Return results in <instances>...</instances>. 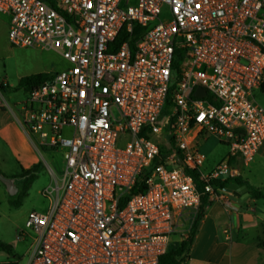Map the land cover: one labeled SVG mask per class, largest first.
<instances>
[{
    "label": "built area",
    "instance_id": "built-area-1",
    "mask_svg": "<svg viewBox=\"0 0 264 264\" xmlns=\"http://www.w3.org/2000/svg\"><path fill=\"white\" fill-rule=\"evenodd\" d=\"M0 14L10 45L67 64L22 104L23 133L63 159L18 233L34 235L27 264H157L177 219L235 177L228 161L205 173L195 140L244 164L264 140V0H0Z\"/></svg>",
    "mask_w": 264,
    "mask_h": 264
},
{
    "label": "rangeland",
    "instance_id": "rangeland-1",
    "mask_svg": "<svg viewBox=\"0 0 264 264\" xmlns=\"http://www.w3.org/2000/svg\"><path fill=\"white\" fill-rule=\"evenodd\" d=\"M7 24L8 17L0 14V85H8L11 88L16 87L21 77L40 72H48L54 67L57 71L66 67L61 56L53 50L38 47H14L10 45L7 39ZM0 94L8 102L17 101L18 105L15 107L17 111H19V107L27 97V94L22 89L10 92L8 88H4L3 91L0 89ZM253 97L256 103L264 108V93L255 90ZM200 141L198 151L205 156L203 170L205 173H208L228 153V148L211 136L205 141ZM41 156L38 155L39 164L32 171L35 179L31 183L26 196L22 198L19 206H14L12 202L18 199V191L22 188L23 181L19 187L16 185L18 190L12 195L8 194L5 189H3L5 192L2 190L4 185L0 182V241L11 246L13 253L18 255V257L13 256L10 250L6 252L0 247V264H15L14 259H19V264H25L28 261L34 235L31 232H25L27 235L21 240L22 242L18 243V245L15 243L19 242L16 241L19 231L21 229L24 230L25 219L23 216L30 211L38 213H44L46 211L48 201L42 196V190L53 180L49 174V169L56 176H59L63 166L62 154L60 152L55 153V155H50L46 151H41ZM244 170V173H246L250 181L264 191V159H260L258 163L255 161L250 163ZM0 173L7 179L12 178L13 180L11 181L13 183H15L14 179H19L18 176L21 173L20 166L15 158L13 159L12 157L11 150L5 145H0ZM30 176L32 175H28L26 179H30ZM194 217L195 214H190L187 219L179 223L176 235L171 237L173 242L171 244L172 249H176L179 243L186 238ZM263 229L264 224H262L259 230L258 237L262 236Z\"/></svg>",
    "mask_w": 264,
    "mask_h": 264
},
{
    "label": "crops",
    "instance_id": "crops-1",
    "mask_svg": "<svg viewBox=\"0 0 264 264\" xmlns=\"http://www.w3.org/2000/svg\"><path fill=\"white\" fill-rule=\"evenodd\" d=\"M53 70H56V68L51 69V71ZM6 86L9 87L8 85H4L3 87L5 88ZM257 90L261 91L260 88ZM9 99L12 100L11 97ZM9 102L0 94V145H5L11 150L12 157L13 159L15 158L21 170H28L39 164L38 155L41 156L42 150L38 149L35 143L30 141L21 129L20 122L23 117L22 105L19 107V111H17L15 107L18 105V102ZM207 138L209 137H198L195 140L197 148L199 142H201L200 140L205 141ZM47 153L55 155L52 152ZM227 155L228 153L215 166L228 161V166L235 171L234 178L245 182L244 185H236L247 188L248 194L234 195L217 188L215 195L208 197L210 203L197 225L192 244L189 247L185 260L181 264H264L263 249L256 247L259 230L262 224H264V200L251 198L249 188H256L262 193L264 191L258 185H254L249 177L246 176V173H244V169L250 163L254 161L258 163L260 159H264V140L253 159L247 164H244L238 156L230 157L227 160ZM53 175L56 176L55 174ZM10 180L13 179L10 178ZM22 181L23 178L14 179L16 184H13L17 188L16 185L19 187ZM3 189H5L4 186ZM26 215L23 216L24 219ZM185 219H187L185 214H182L177 219V231L179 223ZM25 237L20 239L16 237V241H19L15 242L16 245L21 243V240ZM0 243L2 242L0 241ZM7 246L13 256L18 257L16 253H13L12 247ZM9 250L6 252H9ZM18 260L14 259L15 264H19Z\"/></svg>",
    "mask_w": 264,
    "mask_h": 264
},
{
    "label": "trees",
    "instance_id": "trees-1",
    "mask_svg": "<svg viewBox=\"0 0 264 264\" xmlns=\"http://www.w3.org/2000/svg\"><path fill=\"white\" fill-rule=\"evenodd\" d=\"M48 77V73L47 72H43V73H36V74H31L28 76H24L21 77L18 81V84L16 87H5L8 88L11 92L16 91L18 89H22L26 94L32 90L33 88H35L36 86H38L40 83H42L44 80H46ZM0 89L3 91L4 87L2 85H0ZM260 89L262 91V93H264V83L261 84ZM206 101H208L209 103H211L212 105H216V101L212 98V96L210 94H208L206 96ZM169 102L166 103V106L164 108V112H166L169 108ZM36 168V166H33L31 169L28 170H21V173L19 174V178H23V184H22V188L18 191V199L15 200L14 202H12V204L14 206H19L21 204V200L22 198H24L30 188L31 183L33 182V180L35 179V175L32 174V171H34ZM1 175V173H0ZM28 175H32L30 176V179H26L28 177ZM144 178L140 177L138 179V181L136 182L135 186L132 188V192L137 191L140 192L144 187H145V183H144ZM237 184V185H244L245 182L238 179V178H226L225 180H218V179H214L212 184L213 185H217L219 186L221 189L225 188L228 184ZM249 195L251 196V198L253 199H261L264 200V193H262L260 190L256 189V188H249ZM209 200H208V196L207 195H203L200 201V205L197 208V211L195 213V217L194 220L192 221V224L189 228L188 231V235L186 236L185 239H183L178 247L176 249H172L169 248L167 250L166 253H164L163 255L160 256L159 261L157 264H181L188 253L189 247L192 244L193 241V237L194 234L196 232V228L198 223L200 222V220L202 219L205 210L207 208V206L209 205ZM0 247L7 251L9 250L8 246L0 243ZM256 247L257 248H264V229L262 230V236L258 237L257 242H256Z\"/></svg>",
    "mask_w": 264,
    "mask_h": 264
},
{
    "label": "water",
    "instance_id": "water-1",
    "mask_svg": "<svg viewBox=\"0 0 264 264\" xmlns=\"http://www.w3.org/2000/svg\"><path fill=\"white\" fill-rule=\"evenodd\" d=\"M193 95L196 97H205L206 92L203 88L201 87H197L195 88ZM229 174H225L222 176H218V179H225L228 178ZM0 182L4 185L5 190L8 194H15L17 192V188L15 187V185L13 184V182L10 179H7L5 177H3L2 175H0ZM223 191L228 192V193H232L234 195H247V188L245 187H238L236 184L231 183L228 184L225 188H223Z\"/></svg>",
    "mask_w": 264,
    "mask_h": 264
}]
</instances>
